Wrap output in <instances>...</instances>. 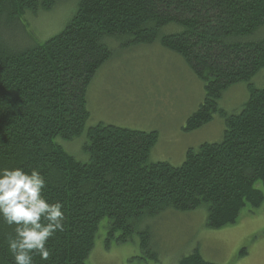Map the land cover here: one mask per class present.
<instances>
[{"label": "trees", "instance_id": "trees-1", "mask_svg": "<svg viewBox=\"0 0 264 264\" xmlns=\"http://www.w3.org/2000/svg\"><path fill=\"white\" fill-rule=\"evenodd\" d=\"M63 0H0V169H37L49 203L60 202L64 231L48 241V261L87 264L103 219L107 242L139 236L144 261L160 262L148 218L174 210L207 208V227L237 223L241 211L264 204V0H75L77 11L61 33L31 44L21 22L28 12L49 13ZM166 28L174 32L164 34ZM5 31L20 34L8 37ZM28 34V35H27ZM260 37V38H259ZM26 38H29L28 40ZM122 47L159 42L178 54L200 81L206 97L185 131H197L220 115V142L190 148L184 162H151L159 132L99 123L86 131L89 85ZM22 42V43H21ZM247 84L239 111L220 107L226 91ZM87 132L82 162L58 143ZM14 228L0 221V264H12L7 239ZM178 264H215L199 250Z\"/></svg>", "mask_w": 264, "mask_h": 264}, {"label": "rangeland", "instance_id": "rangeland-1", "mask_svg": "<svg viewBox=\"0 0 264 264\" xmlns=\"http://www.w3.org/2000/svg\"><path fill=\"white\" fill-rule=\"evenodd\" d=\"M77 2L63 0L49 13L28 12L21 22L33 39H26L31 44H40L60 34L77 11ZM172 32L173 29L166 28L162 36ZM5 34L23 41L20 34L8 31ZM107 42L114 55L89 85L91 116L86 131L99 123L132 130H157L159 141L152 150L151 162H170L174 166L184 162L190 148L222 141L225 126L220 115L200 130L185 131L186 118L199 109L206 97L204 82L197 79L185 60L158 41L126 48L112 39ZM253 83L258 88L264 87V74L255 77ZM248 98L247 84L235 85L226 91L220 107L233 113ZM57 141L77 160H89L84 150L87 132L73 141ZM257 187L264 192L261 183ZM207 217V208L203 207L182 213L170 210L140 223L139 229L152 230L159 263L140 259L137 235L127 244L108 243L109 220L103 219L87 264H178L183 256L195 250L200 251L204 260L215 264H264V204L258 209L248 205L237 223L224 229L207 227Z\"/></svg>", "mask_w": 264, "mask_h": 264}, {"label": "clouds", "instance_id": "clouds-1", "mask_svg": "<svg viewBox=\"0 0 264 264\" xmlns=\"http://www.w3.org/2000/svg\"><path fill=\"white\" fill-rule=\"evenodd\" d=\"M46 186L37 169H0V221L15 233L7 239L12 264H33V254L48 261V241L64 231L63 205L44 198Z\"/></svg>", "mask_w": 264, "mask_h": 264}, {"label": "crops", "instance_id": "crops-1", "mask_svg": "<svg viewBox=\"0 0 264 264\" xmlns=\"http://www.w3.org/2000/svg\"><path fill=\"white\" fill-rule=\"evenodd\" d=\"M189 115H190V113H189ZM189 117H190V116H188L186 119H189Z\"/></svg>", "mask_w": 264, "mask_h": 264}]
</instances>
